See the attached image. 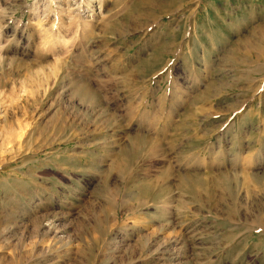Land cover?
Masks as SVG:
<instances>
[{"label":"rangeland","instance_id":"rangeland-1","mask_svg":"<svg viewBox=\"0 0 264 264\" xmlns=\"http://www.w3.org/2000/svg\"><path fill=\"white\" fill-rule=\"evenodd\" d=\"M0 264H264V0H0Z\"/></svg>","mask_w":264,"mask_h":264},{"label":"bare ground","instance_id":"bare-ground-1","mask_svg":"<svg viewBox=\"0 0 264 264\" xmlns=\"http://www.w3.org/2000/svg\"><path fill=\"white\" fill-rule=\"evenodd\" d=\"M81 88H82V85H81ZM85 89H87V88H84V90ZM87 91L89 92V90L87 89ZM85 92V91H84ZM90 93V92H89ZM87 96H88V93H87ZM145 140V139H144ZM142 141H143V139L141 140L140 139V143H142ZM122 162V161H121ZM118 166V169H121L122 168V163H119V165H117ZM183 178V177H182ZM189 179V178H188ZM181 181H180V183L182 182V179H180ZM186 181V180H185Z\"/></svg>","mask_w":264,"mask_h":264}]
</instances>
